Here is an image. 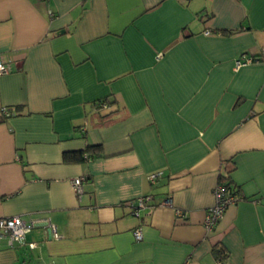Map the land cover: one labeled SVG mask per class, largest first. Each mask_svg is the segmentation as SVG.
<instances>
[{"label":"crops","instance_id":"0c3cea01","mask_svg":"<svg viewBox=\"0 0 264 264\" xmlns=\"http://www.w3.org/2000/svg\"><path fill=\"white\" fill-rule=\"evenodd\" d=\"M0 55V218L33 225L0 264H264V0H0ZM224 177L242 198L207 231Z\"/></svg>","mask_w":264,"mask_h":264},{"label":"built area","instance_id":"2783aa9c","mask_svg":"<svg viewBox=\"0 0 264 264\" xmlns=\"http://www.w3.org/2000/svg\"><path fill=\"white\" fill-rule=\"evenodd\" d=\"M251 61L241 58L236 61L235 66L237 69L247 66ZM10 72V64L5 58L0 55V77L8 74ZM161 176L160 173L151 174L148 178L150 184H155L157 179ZM84 179H76L73 182L74 189L78 195L82 193V183ZM214 199L215 204L207 212L204 221V226L207 231H213L214 228L218 225L221 219L224 217L226 211L229 207L235 205L239 200V196L234 191H230L224 186L223 183H219L214 190ZM152 196L140 197L136 200L128 203L134 212L133 214L137 217L140 216V210L151 208ZM164 205L170 206V200L164 202ZM176 215L182 217V212L177 211ZM33 225L27 224L20 217H11V218H0V237L7 238L9 244L13 246L18 243L20 245H26V235L30 232ZM46 227L49 231L50 237L55 239H60V236L55 230V227L50 223L46 224ZM134 238L136 242H140L143 239V233L141 228L134 230ZM30 247L35 248L37 245L34 243L29 244ZM219 264H223L222 261H219Z\"/></svg>","mask_w":264,"mask_h":264},{"label":"trees","instance_id":"16d2710c","mask_svg":"<svg viewBox=\"0 0 264 264\" xmlns=\"http://www.w3.org/2000/svg\"><path fill=\"white\" fill-rule=\"evenodd\" d=\"M91 106L95 111L92 117L96 121H98V123L96 124V127H105L113 123L114 117L118 114V110H119L118 106L113 108V106H115V103H113L112 101H109L108 99L96 101ZM20 109L21 108H17L15 112L9 109L2 110V114L4 116L3 119L6 120L8 118L17 116L18 111ZM101 151H102L101 145L88 144L84 150L64 153L63 160L66 163L83 164V163L88 162L90 159H97V158L102 157ZM221 182L224 184V186H226L227 189H229L230 191L236 192V194L239 196L240 199L242 198L240 192L237 189H233L231 187V182H229V180L226 177L222 178ZM216 252H218V254L221 253V255L224 256L222 249H218V251Z\"/></svg>","mask_w":264,"mask_h":264}]
</instances>
